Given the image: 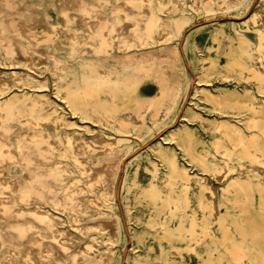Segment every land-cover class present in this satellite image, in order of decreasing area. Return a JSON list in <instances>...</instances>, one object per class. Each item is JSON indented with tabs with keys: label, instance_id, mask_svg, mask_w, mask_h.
<instances>
[{
	"label": "bare ground",
	"instance_id": "bare-ground-1",
	"mask_svg": "<svg viewBox=\"0 0 264 264\" xmlns=\"http://www.w3.org/2000/svg\"><path fill=\"white\" fill-rule=\"evenodd\" d=\"M48 3L61 10L57 23L50 15L30 11ZM245 4L247 0H0V218L10 214L11 201H23L7 217L14 233L8 226L0 229V263L120 264L117 246L131 239L128 263L123 264H168L174 258L192 264L184 252L198 249L203 261L220 264L223 257L206 253L207 244L222 245L246 264L248 249L234 236L244 241L249 228L244 221L251 216L239 215L246 207L235 213L223 207L232 201L255 204L258 191L264 212V168L259 167H264V127L263 136L256 129L249 135L232 118L225 121L219 82L240 84L249 66L264 86V0L233 21L240 29L256 27L257 41L244 40L240 49L208 46L202 49L204 58L196 53L197 43L186 45L199 72L196 92L203 90V81L217 87L206 95L217 97L219 115L210 120L190 103L178 127L172 125L158 145L126 163L138 148L130 135H154L155 127L179 117L190 82L170 77L171 67L165 65L170 60L184 69L180 27L190 19L189 12ZM68 46L112 58L133 54L139 72L133 78L125 64L108 67L96 56L81 61ZM150 59L154 62L145 65ZM144 75L156 89H140L138 79ZM53 82L59 101L49 92ZM255 107L260 110L259 103ZM17 113L37 127L14 145L11 134L17 127L9 120ZM262 116L256 111L251 129L260 126ZM193 121L216 124L221 133L211 148L192 147L199 140ZM165 140L184 148L191 163ZM15 165L21 166L20 173ZM125 166L130 232L118 211ZM199 190L203 194L196 197ZM253 234L263 235L256 258L264 264V226L257 222ZM176 237L179 243L173 242Z\"/></svg>",
	"mask_w": 264,
	"mask_h": 264
},
{
	"label": "rangeland",
	"instance_id": "rangeland-1",
	"mask_svg": "<svg viewBox=\"0 0 264 264\" xmlns=\"http://www.w3.org/2000/svg\"><path fill=\"white\" fill-rule=\"evenodd\" d=\"M262 0H247V4H245L243 7H213V9L203 10V11H197L192 9L189 12L190 19H187V22L183 23V25L180 27L183 29V35L180 39V46L183 53V64L184 69L180 66V64H176L171 62L170 60H167L165 67H171V75L170 77L175 79H181L180 81L182 83L189 80L190 86L189 90L187 92L186 97L184 98L183 105L179 111V117L177 116V119L175 123L173 124H166L161 129H158V127H155L154 132L155 134L152 135L149 132H146L144 134L136 133L133 135H130L132 139H135L138 143L137 150L130 154L127 157V165L128 163L135 157L140 156L141 154H146V152L153 146L158 145V143L161 141L163 137H166L169 135L170 130H172V125L179 126L181 123V117L184 114V110L188 106H190V103H193L192 105L197 107L200 111H202L206 117L210 120H214L216 116L219 115V101L217 97L214 96H207L206 92L209 90L217 91V87L208 86L206 81H203V90L200 92H196V85H197V79L198 77V70L196 69V63L195 61L191 59L189 53L186 51V45L188 42L191 41V45H198V49L196 51L197 55L199 57H205L207 56V52L202 50L204 48H207L208 46H214L215 51H218V47L221 46L224 50L229 48L231 45H236L238 49L242 46V43L244 40L246 42H255L258 40V30L256 27L251 28H244L240 29L238 26L233 22L234 20H240L242 17L248 16L253 8L257 6ZM104 3H107L104 1ZM49 4V3H48ZM44 4L41 6H35L34 8L30 9L31 13H40L44 15H50L51 22H58V18L61 14V10L52 5V4ZM47 7V8H46ZM57 8V9H56ZM54 11V12H53ZM54 16V17H53ZM219 25L221 28L219 29H213V24ZM58 25V24H57ZM71 28H78L77 24H71L69 26ZM253 47V45H252ZM72 54L75 52L74 55H76L78 58H81L84 61L86 58L94 57L97 59H101L99 61L103 64L105 63L108 65V67H112L115 62H121L122 65L125 66V71L130 74L131 77L136 78L133 76L136 72H139L138 64H136V58L137 56L131 54L130 56H133L132 58L129 55H125L128 57H125L120 54L115 57L111 56H104V54H97V53H88V52H82L80 51H74L71 46L67 47ZM88 55V56H87ZM185 56V57H184ZM110 57V58H109ZM120 57V59L118 58ZM123 57V58H122ZM135 57V59H134ZM107 58V59H106ZM117 59V60H115ZM128 59V60H127ZM133 63H132V61ZM134 59V60H133ZM246 62H251V56L248 52L245 54ZM105 60V61H104ZM104 61V62H103ZM109 63H106L108 62ZM131 63H130V62ZM222 61H225V58L222 57ZM154 61L152 59L144 62L145 65L149 66L148 64H152ZM85 63V62H82ZM131 65H130V64ZM112 64V65H111ZM134 65V66H133ZM134 73V74H133ZM246 78H244L240 84H235L232 82H228L226 80H222L219 82L220 89L224 90V97L222 98L224 100L221 107L223 108V111H221V114L225 117V121H227V118H232L235 122L240 124L246 131L247 134H251V131L254 129L258 130L259 133L263 136V133L261 132V129L264 127V86L262 80H257L254 78V71L249 69V66L246 70ZM219 73L215 74V77L218 76ZM189 77V78H188ZM140 80L139 87L141 90L144 91L146 87H149L150 85H153L155 89L157 88L156 83L153 81L152 78H147V76L144 75L143 79ZM145 81V82H144ZM142 84V85H141ZM154 89V90H155ZM50 94L56 99V101H59V96L57 94L56 90V84L53 82L51 87L49 88ZM57 96V97H56ZM239 96V97H237ZM194 97V98H193ZM240 99V101H236V99ZM260 104V110L256 109L255 104ZM216 109V110H215ZM256 111L263 113V116L260 118V126L257 128H252L253 125V117L254 114H256ZM26 113V112H25ZM218 114V115H217ZM27 115L17 113V118H13L9 120V123L12 124L15 128V130L11 134V140L13 141L14 145L16 144V141L18 140L19 136L24 134V132L29 131L33 129L34 127H37V125H27ZM194 127H197L199 129L198 131V137L199 140L194 139L192 143V147L197 150H205L207 148L212 147V141L216 138L218 134H220V131H217L216 124H208L204 125L200 121H193L192 122ZM228 129V127H225ZM166 141V145H170L169 147L175 148L176 153L179 155V158L183 160L184 162H187V164H190L189 162L191 160V155H188L187 152L182 148L180 145L169 143L168 140ZM187 144H190L188 139L186 140ZM156 157V155L154 154ZM220 157H224L222 153H219ZM144 157V156H142ZM130 165V164H129ZM19 167V168H18ZM196 168H200L199 166H195ZM260 168H264L262 166H259ZM14 169L17 173H20L22 171V168L20 165H15ZM19 169V170H18ZM127 173V166L124 167L122 170V175L119 182V196H118V211L120 212L122 219L128 229V231H131L130 221H129V215L127 211V200L125 197V189H124V179L126 177ZM264 176V175H263ZM216 184H219L217 180H214ZM198 192L200 194H203V191H196V197L198 196ZM244 197V196H243ZM195 198V195L194 197ZM254 202L255 204H237L235 201H232L229 203V205L226 207H223V210L226 211V209H232L235 212L240 211V208L248 209L247 212L241 211L239 215L241 216H251V220L244 221L249 224V228L244 231L247 233L246 236H244V241L240 239L237 236H234V240L237 242H240L243 244V246L248 249L246 251L247 257H249V260L246 262V264H258L257 260V254L260 247L263 246V235H252L253 226L257 225V222H259L260 225L264 226V212L261 209L260 200H262V194L260 192L254 193ZM194 200V199H193ZM23 205V201L14 199L10 202V207L12 208L10 214L13 216L17 213V210L15 208H18ZM14 209V210H13ZM9 214V215H10ZM8 215V216H9ZM7 214L5 217L0 218V229L4 228L5 226H8V219ZM178 222V221H177ZM10 229V227H9ZM11 233H14L12 229L9 230ZM179 237L173 238V242H180ZM233 241H229V244H232ZM122 244V245H121ZM214 244V243H213ZM132 241L131 239L127 241L126 246L123 245V243H119V247L117 246V250L120 254V264L128 263V257L129 252L132 248ZM206 253H211L215 251V255L217 258L223 257V261L217 262L220 264H241L237 262L231 254L226 251L223 246L218 245H212L207 244L206 247H204ZM213 249V251H212ZM146 248L144 249V253H146ZM174 256V255H172ZM184 256L192 263V264H209L202 260V258L199 256V249L196 252H184ZM3 264V263H0ZM155 264H162L161 261H156ZM168 264H181L177 261V259H173Z\"/></svg>",
	"mask_w": 264,
	"mask_h": 264
}]
</instances>
